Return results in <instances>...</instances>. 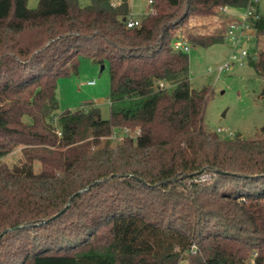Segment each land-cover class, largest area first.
Segmentation results:
<instances>
[{"label": "trees", "instance_id": "trees-1", "mask_svg": "<svg viewBox=\"0 0 264 264\" xmlns=\"http://www.w3.org/2000/svg\"><path fill=\"white\" fill-rule=\"evenodd\" d=\"M152 1L129 27L130 0H0V160L22 152L0 165V264H264V127L208 131L213 91L193 89L189 54L171 50L180 36L225 43V22L188 23L250 0ZM256 15L249 60L264 77ZM81 59L108 64V120L94 106L57 113Z\"/></svg>", "mask_w": 264, "mask_h": 264}, {"label": "rangeland", "instance_id": "rangeland-1", "mask_svg": "<svg viewBox=\"0 0 264 264\" xmlns=\"http://www.w3.org/2000/svg\"><path fill=\"white\" fill-rule=\"evenodd\" d=\"M33 1L28 0V6ZM120 1L115 0L116 3ZM90 4L91 0H80L82 7H88ZM130 4L132 15L137 20H141L152 11L149 0H130ZM258 10L264 17V0L259 3ZM218 12L219 15L194 19L187 26L195 24L206 31L214 32L225 22L228 29L233 21V17L230 16H242L246 13L239 8H230L227 12L229 15L223 11ZM254 36L255 30L248 28L245 30V37L240 38L238 42L229 40L208 48L193 45L188 52L192 88L195 90L209 88L213 91L207 104L204 126L211 132L222 129L223 133L219 134L222 138H226L229 133L233 134L232 137L241 134L245 139L261 137V130L264 127V77L255 71L249 59L242 64L232 65L228 70L220 71L230 62L233 54H239L241 51H246L252 62L256 60L258 50ZM261 46L262 43L259 47ZM90 82L95 84L89 85ZM110 88L108 64L98 65L92 60L81 59L77 74L59 80L57 113L60 115L67 111L77 112L94 106L100 109L102 118L108 120L111 117ZM170 88L171 86L166 84V89ZM124 138L125 134L113 137L112 146H116ZM21 160L22 152L21 148H18L1 159L0 165L5 164L12 168ZM35 169L40 172L41 165L37 163Z\"/></svg>", "mask_w": 264, "mask_h": 264}, {"label": "built area", "instance_id": "built-area-1", "mask_svg": "<svg viewBox=\"0 0 264 264\" xmlns=\"http://www.w3.org/2000/svg\"><path fill=\"white\" fill-rule=\"evenodd\" d=\"M261 0H250L248 3V6L246 7L245 14L242 16L238 15H232L230 17H233V21L228 26L227 33H226V40H233V42H238L240 38L245 37V30L248 28H253L252 23L249 22V19L252 18H258V15H256V6L259 5ZM149 3L152 5L153 1L149 0ZM230 8L228 7H220L219 11L228 12ZM140 24V20H130L129 21V27L137 26ZM250 38H248L249 40ZM193 46L190 44L184 37L180 36L177 38L171 47L172 52L174 53H188L190 50V47ZM246 59H249V54L246 51H241L239 54H233L230 58V62L226 65L225 68H221L220 71L224 69H229L232 65L235 64H242ZM95 82H90L89 85H94ZM57 133L61 135V131L58 130ZM217 133H223L222 129H218ZM228 137H232L233 134L229 133L227 135ZM196 247H193L192 253H195Z\"/></svg>", "mask_w": 264, "mask_h": 264}, {"label": "crops", "instance_id": "crops-1", "mask_svg": "<svg viewBox=\"0 0 264 264\" xmlns=\"http://www.w3.org/2000/svg\"><path fill=\"white\" fill-rule=\"evenodd\" d=\"M39 1H40V0H34L33 2H31V4L29 3V8H30V9H36L37 6H38V4H39ZM117 3H118V2H117ZM258 12H259V10H258ZM227 15H229V14L227 13Z\"/></svg>", "mask_w": 264, "mask_h": 264}, {"label": "water", "instance_id": "water-1", "mask_svg": "<svg viewBox=\"0 0 264 264\" xmlns=\"http://www.w3.org/2000/svg\"><path fill=\"white\" fill-rule=\"evenodd\" d=\"M237 137H238V138H239V137H242V135H241V134H238V136H237Z\"/></svg>", "mask_w": 264, "mask_h": 264}]
</instances>
